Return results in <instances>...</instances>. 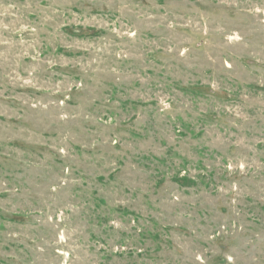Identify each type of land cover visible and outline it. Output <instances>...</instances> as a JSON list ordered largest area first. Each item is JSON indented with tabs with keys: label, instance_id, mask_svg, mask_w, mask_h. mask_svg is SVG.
Segmentation results:
<instances>
[{
	"label": "rangeland",
	"instance_id": "rangeland-1",
	"mask_svg": "<svg viewBox=\"0 0 264 264\" xmlns=\"http://www.w3.org/2000/svg\"><path fill=\"white\" fill-rule=\"evenodd\" d=\"M0 264H264V0H0Z\"/></svg>",
	"mask_w": 264,
	"mask_h": 264
}]
</instances>
